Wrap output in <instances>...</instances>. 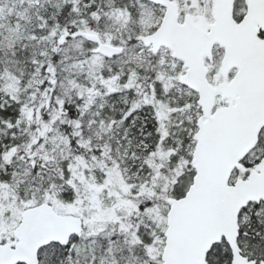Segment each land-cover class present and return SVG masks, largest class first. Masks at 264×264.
Returning a JSON list of instances; mask_svg holds the SVG:
<instances>
[{"label": "snow or ice", "instance_id": "1", "mask_svg": "<svg viewBox=\"0 0 264 264\" xmlns=\"http://www.w3.org/2000/svg\"><path fill=\"white\" fill-rule=\"evenodd\" d=\"M0 264H264V0H0Z\"/></svg>", "mask_w": 264, "mask_h": 264}]
</instances>
